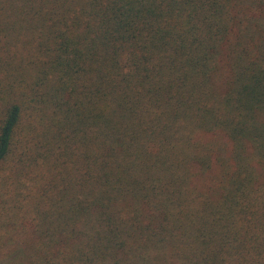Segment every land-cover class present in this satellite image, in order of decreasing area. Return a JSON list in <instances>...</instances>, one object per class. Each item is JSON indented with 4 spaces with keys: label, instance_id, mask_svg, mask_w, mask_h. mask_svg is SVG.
I'll use <instances>...</instances> for the list:
<instances>
[{
    "label": "trees",
    "instance_id": "trees-1",
    "mask_svg": "<svg viewBox=\"0 0 264 264\" xmlns=\"http://www.w3.org/2000/svg\"><path fill=\"white\" fill-rule=\"evenodd\" d=\"M8 158L81 264H264V0H0Z\"/></svg>",
    "mask_w": 264,
    "mask_h": 264
},
{
    "label": "rangeland",
    "instance_id": "rangeland-1",
    "mask_svg": "<svg viewBox=\"0 0 264 264\" xmlns=\"http://www.w3.org/2000/svg\"><path fill=\"white\" fill-rule=\"evenodd\" d=\"M199 139L221 150L223 157L229 156L230 144L221 133H202ZM29 166L25 172L16 171L9 158L0 165V264H81L76 257L82 254L81 248L87 255L95 256L97 249L102 250V244L97 239L88 241L90 245L78 244L76 225L70 226V230L64 225L65 210L60 195L51 199L50 190L37 192L38 184L27 177ZM216 171L215 167L207 175ZM212 182V178L208 183L197 177L194 185L218 196V189H208L215 187ZM66 233L72 238L65 237ZM74 249L75 258L70 263L68 254Z\"/></svg>",
    "mask_w": 264,
    "mask_h": 264
}]
</instances>
